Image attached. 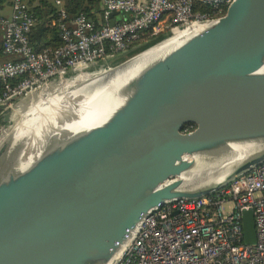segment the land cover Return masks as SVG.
I'll return each instance as SVG.
<instances>
[{"label": "water", "instance_id": "water-1", "mask_svg": "<svg viewBox=\"0 0 264 264\" xmlns=\"http://www.w3.org/2000/svg\"><path fill=\"white\" fill-rule=\"evenodd\" d=\"M203 23L116 87L172 35L109 69L53 79L0 117V264H117L152 211L264 162V0H233ZM39 103L52 116L38 158L8 177L17 129ZM243 224L255 244L252 209Z\"/></svg>", "mask_w": 264, "mask_h": 264}, {"label": "built area", "instance_id": "built-area-1", "mask_svg": "<svg viewBox=\"0 0 264 264\" xmlns=\"http://www.w3.org/2000/svg\"><path fill=\"white\" fill-rule=\"evenodd\" d=\"M195 0H101L105 24L84 14H60L63 45L36 51L29 34L34 19L28 0H0V117L53 79L92 68L109 69L144 30L151 36L175 34L195 23L226 14L233 0H199L213 14L194 9ZM62 5V0H56ZM9 4L10 15L1 13ZM131 14L111 26L110 12ZM255 215L257 242L245 243L243 212ZM117 264H264V162L214 193L167 202L152 211L132 236Z\"/></svg>", "mask_w": 264, "mask_h": 264}, {"label": "trees", "instance_id": "trees-1", "mask_svg": "<svg viewBox=\"0 0 264 264\" xmlns=\"http://www.w3.org/2000/svg\"><path fill=\"white\" fill-rule=\"evenodd\" d=\"M62 5H57L56 0H28L29 11L34 19L32 30L29 34L30 42L36 51L45 48H57L63 45L61 31L58 27L60 14L65 11L68 18L84 14L99 28L105 22V10L102 8L101 0H62ZM194 9L203 13L213 14V7L199 0L194 1ZM117 21H125L131 18V14L119 13ZM171 33H162L159 36H151L149 30L141 32L133 46L141 45L135 52H139L169 36ZM2 38L0 36V61L8 58L1 50ZM134 52V53H135ZM1 88V86H0Z\"/></svg>", "mask_w": 264, "mask_h": 264}, {"label": "bare ground", "instance_id": "bare-ground-1", "mask_svg": "<svg viewBox=\"0 0 264 264\" xmlns=\"http://www.w3.org/2000/svg\"><path fill=\"white\" fill-rule=\"evenodd\" d=\"M206 26L207 23L198 22L184 30L177 31L165 43L158 45L154 49H151L150 51L142 54L139 58H137L130 69L125 72H122L114 80L115 83L113 84V87L118 86L123 80H125L130 75L134 74L154 57L158 56L159 54L163 53L164 51L170 48L179 45L182 41L186 40L198 31L204 29ZM126 59H128V57L117 61V63L115 64L117 65L118 63H121ZM43 104L44 103H40L39 105L35 106L32 110H30L28 114L31 117H29L28 120L25 123H22L17 129L16 136L11 148V153L5 166L7 168V166L10 165L7 169L8 177L10 175V172H12L14 177L16 178L18 174H21L26 171L38 158L40 149V147L38 146L41 137L44 134V126L47 125V123L49 124L50 121H48V119H50L52 116V112H50L51 108H43ZM108 109H110V103L104 108V111H107ZM95 121L99 122L100 120ZM4 173L5 170L0 175V180L5 176Z\"/></svg>", "mask_w": 264, "mask_h": 264}, {"label": "crops", "instance_id": "crops-1", "mask_svg": "<svg viewBox=\"0 0 264 264\" xmlns=\"http://www.w3.org/2000/svg\"><path fill=\"white\" fill-rule=\"evenodd\" d=\"M1 13H4L6 15H10V7L9 4H2L1 5Z\"/></svg>", "mask_w": 264, "mask_h": 264}, {"label": "rangeland", "instance_id": "rangeland-1", "mask_svg": "<svg viewBox=\"0 0 264 264\" xmlns=\"http://www.w3.org/2000/svg\"><path fill=\"white\" fill-rule=\"evenodd\" d=\"M216 18H217V17H216ZM118 64H119V63H118ZM39 104H40V103H39ZM39 104H38V105H39ZM29 117H31V116L27 113V115H25V120H24L22 123H25V122L28 120ZM1 123H2V122H1ZM1 125H3V123H2ZM6 131H7V130H4L2 136L6 134ZM0 132H1V127H0Z\"/></svg>", "mask_w": 264, "mask_h": 264}, {"label": "flooded vegetation", "instance_id": "flooded-vegetation-1", "mask_svg": "<svg viewBox=\"0 0 264 264\" xmlns=\"http://www.w3.org/2000/svg\"><path fill=\"white\" fill-rule=\"evenodd\" d=\"M191 128H192V127H190V129H189V130H191Z\"/></svg>", "mask_w": 264, "mask_h": 264}]
</instances>
